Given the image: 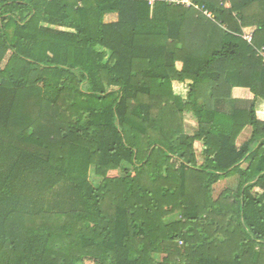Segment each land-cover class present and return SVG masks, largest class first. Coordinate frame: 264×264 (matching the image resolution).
Masks as SVG:
<instances>
[{
	"label": "trees",
	"instance_id": "trees-1",
	"mask_svg": "<svg viewBox=\"0 0 264 264\" xmlns=\"http://www.w3.org/2000/svg\"><path fill=\"white\" fill-rule=\"evenodd\" d=\"M193 1L0 0V264H264V0Z\"/></svg>",
	"mask_w": 264,
	"mask_h": 264
},
{
	"label": "rangeland",
	"instance_id": "rangeland-1",
	"mask_svg": "<svg viewBox=\"0 0 264 264\" xmlns=\"http://www.w3.org/2000/svg\"><path fill=\"white\" fill-rule=\"evenodd\" d=\"M113 19H116L115 15L114 14H110V15H107L105 17V20L106 21H111ZM254 27H244L242 29V31H245L247 34L250 32V31H253ZM180 65V63H178V66ZM174 82V83H173ZM172 82V86H173V90L175 88V91H177L179 93V95L181 94L182 97H185L186 96V91H187V87L186 85H184V87L186 89H183V88H180V84L177 82V81H173ZM184 122H185V130L188 132V133H194V131L197 129V120L196 118H194V116L192 114H189V113H185L184 114ZM250 131L251 129L249 127H246L245 131L241 134V136L238 138V143H240L241 141L245 140L246 138H248L249 134H250ZM201 142L199 141H195L194 142V146L195 148L199 151L198 153H200V150L202 149V146H201ZM117 174V171H111L110 172V175H116ZM92 176V174L90 173V177ZM94 184H96V182L93 181ZM57 195L55 194H50L48 196V200L51 201V203H53L55 197ZM160 258H162V255H160ZM84 264H94L93 261L89 260V259H85L84 261Z\"/></svg>",
	"mask_w": 264,
	"mask_h": 264
},
{
	"label": "crops",
	"instance_id": "crops-1",
	"mask_svg": "<svg viewBox=\"0 0 264 264\" xmlns=\"http://www.w3.org/2000/svg\"><path fill=\"white\" fill-rule=\"evenodd\" d=\"M178 63H180V62H177V67L180 68L181 67V63H180L179 66H178ZM189 82L190 81L186 80L185 82H178V83L181 86L180 88L186 89L184 87V85H186V87L188 89ZM174 92L176 94H179L177 91H175V88H174ZM231 97L232 98L241 99V100H251V99H253V94L249 91L248 88H245V87H233L232 90H231ZM255 112H256V116H257L258 119L264 120V100H262L260 98L259 99L257 98L255 100ZM246 127H249V126H246ZM246 127L244 128L243 131H245Z\"/></svg>",
	"mask_w": 264,
	"mask_h": 264
},
{
	"label": "built area",
	"instance_id": "built-area-1",
	"mask_svg": "<svg viewBox=\"0 0 264 264\" xmlns=\"http://www.w3.org/2000/svg\"><path fill=\"white\" fill-rule=\"evenodd\" d=\"M168 3H172V4H178V5H182L185 7H189L192 6L200 11H202V13L204 15H206L209 18H212V14L211 12L204 8L203 5H201L199 2H194L193 0H166ZM243 37L247 40V41H251L252 38V31H250L248 34L243 31Z\"/></svg>",
	"mask_w": 264,
	"mask_h": 264
}]
</instances>
